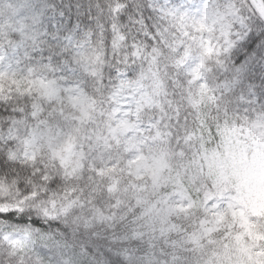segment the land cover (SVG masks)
<instances>
[{"label":"clouds","instance_id":"obj_1","mask_svg":"<svg viewBox=\"0 0 264 264\" xmlns=\"http://www.w3.org/2000/svg\"><path fill=\"white\" fill-rule=\"evenodd\" d=\"M258 237L264 0H0V264H247Z\"/></svg>","mask_w":264,"mask_h":264},{"label":"snow or ice","instance_id":"obj_2","mask_svg":"<svg viewBox=\"0 0 264 264\" xmlns=\"http://www.w3.org/2000/svg\"><path fill=\"white\" fill-rule=\"evenodd\" d=\"M235 215V213H233ZM241 226L245 228L246 232H248L249 235H251L250 231V225L246 218L243 217V213H241ZM224 219L223 215H220V220L222 221ZM258 238H264V237H258ZM237 239H240V236L237 237ZM241 253L247 258V264H264V259H253V253L248 247H242L240 249ZM256 257H264V251L256 252ZM237 264H244L243 260L237 261Z\"/></svg>","mask_w":264,"mask_h":264}]
</instances>
